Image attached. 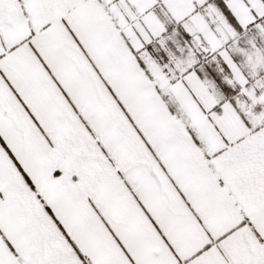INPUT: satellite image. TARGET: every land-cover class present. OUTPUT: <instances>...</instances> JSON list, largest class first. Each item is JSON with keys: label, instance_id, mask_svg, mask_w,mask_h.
<instances>
[{"label": "snow or ice", "instance_id": "snow-or-ice-1", "mask_svg": "<svg viewBox=\"0 0 264 264\" xmlns=\"http://www.w3.org/2000/svg\"><path fill=\"white\" fill-rule=\"evenodd\" d=\"M0 264H264V48L217 0H0Z\"/></svg>", "mask_w": 264, "mask_h": 264}, {"label": "crops", "instance_id": "crops-1", "mask_svg": "<svg viewBox=\"0 0 264 264\" xmlns=\"http://www.w3.org/2000/svg\"><path fill=\"white\" fill-rule=\"evenodd\" d=\"M218 7L224 13V15L228 18L229 22L233 25V27L237 30L238 34L244 37L245 42L246 38L249 36H254L257 39V43L264 48V36H261L258 30L255 27L256 23L264 24V18L257 17V20L250 23L247 26L239 25L236 17L231 13L226 0H217Z\"/></svg>", "mask_w": 264, "mask_h": 264}]
</instances>
